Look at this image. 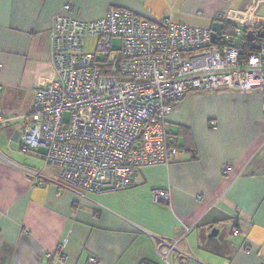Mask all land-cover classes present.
Listing matches in <instances>:
<instances>
[{
    "label": "crops",
    "instance_id": "0c3cea01",
    "mask_svg": "<svg viewBox=\"0 0 264 264\" xmlns=\"http://www.w3.org/2000/svg\"><path fill=\"white\" fill-rule=\"evenodd\" d=\"M69 3L84 21L117 8L209 30L264 24V0H0V264H264L258 90L187 94L168 118L172 164L134 172L122 191L80 196L32 182L28 173L55 182L59 171H36L10 143L26 125L34 90L52 81L49 30ZM165 190L170 203L155 202L153 193ZM160 240L176 244L167 263Z\"/></svg>",
    "mask_w": 264,
    "mask_h": 264
},
{
    "label": "built area",
    "instance_id": "2783aa9c",
    "mask_svg": "<svg viewBox=\"0 0 264 264\" xmlns=\"http://www.w3.org/2000/svg\"><path fill=\"white\" fill-rule=\"evenodd\" d=\"M72 11L69 3L52 18L53 78L34 90L17 140L20 152L59 171L55 182L28 173L39 187L53 183L80 196L122 191L134 172L172 164L177 150L169 141L168 118L187 94L231 89L264 95V43L240 56L243 30L220 34L212 44L209 29L154 23L117 8L90 21ZM88 39L96 40L91 53L83 48ZM153 199L169 204L170 192H154ZM175 246L160 240L163 262Z\"/></svg>",
    "mask_w": 264,
    "mask_h": 264
},
{
    "label": "trees",
    "instance_id": "16d2710c",
    "mask_svg": "<svg viewBox=\"0 0 264 264\" xmlns=\"http://www.w3.org/2000/svg\"><path fill=\"white\" fill-rule=\"evenodd\" d=\"M231 29L232 28L229 26H223L221 28V34L224 36L230 35ZM247 30L252 32L254 39L252 41H247L246 39L244 40L243 44L239 48L240 56H245L246 54L250 52L257 51L264 41V24L257 28H248ZM217 45L219 46V45H224V44L218 43ZM168 136H169V141L171 145L177 148L175 141L173 142L171 141V138H173V135L170 132V128H169ZM232 231H235V230H232Z\"/></svg>",
    "mask_w": 264,
    "mask_h": 264
},
{
    "label": "rangeland",
    "instance_id": "374dc122",
    "mask_svg": "<svg viewBox=\"0 0 264 264\" xmlns=\"http://www.w3.org/2000/svg\"><path fill=\"white\" fill-rule=\"evenodd\" d=\"M95 45H96V40L95 39L86 40L84 42V44H83L84 51L90 52V53L93 52L94 49H95ZM112 48L114 50H119L120 49V42H119L118 39H113L112 40ZM68 118H69V115L67 113L63 115L64 122H66L68 120ZM10 146L12 148V151L13 150L17 151L18 150V146H17L16 143L12 142V143H10ZM39 151H40V153H43L45 150L43 148H40ZM19 154H21V156L24 155V156H28V157L33 158L34 160H30V161L28 160V162H32V163H29L28 166H30L31 168L35 169L36 171H41L43 169H47V170L51 169L52 170V168L43 167L42 163L37 160V158H40V157L36 156L35 154H24L22 152H19Z\"/></svg>",
    "mask_w": 264,
    "mask_h": 264
},
{
    "label": "water",
    "instance_id": "95a60500",
    "mask_svg": "<svg viewBox=\"0 0 264 264\" xmlns=\"http://www.w3.org/2000/svg\"><path fill=\"white\" fill-rule=\"evenodd\" d=\"M221 24L220 23H214L210 29V40L212 44H216L221 39ZM254 39V36L251 31L246 32V40L252 41ZM216 230H212L210 237H213L216 235Z\"/></svg>",
    "mask_w": 264,
    "mask_h": 264
}]
</instances>
